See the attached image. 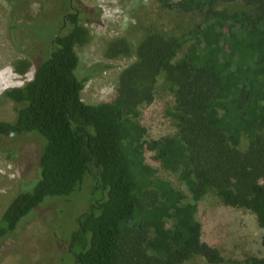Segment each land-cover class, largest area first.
<instances>
[{
  "label": "trees",
  "instance_id": "1",
  "mask_svg": "<svg viewBox=\"0 0 264 264\" xmlns=\"http://www.w3.org/2000/svg\"><path fill=\"white\" fill-rule=\"evenodd\" d=\"M78 1L64 15L68 31L55 35L33 78L2 92L16 116L0 119V136L36 132L45 143L34 188L19 191L0 217V241L47 197H71L91 174L90 208L71 233L75 264H183L196 255L225 262L204 241L195 204L215 195L253 213L264 229V0H156L181 19L144 25L135 51L124 37L110 42L108 58L135 53L137 59L122 72L117 97L97 104L82 93L102 68L78 75L76 47L100 9L83 12ZM235 1L245 9L224 7ZM186 15L196 19L188 28ZM161 74L175 96L178 131L147 140L137 109L153 100ZM147 150L185 183L188 203L182 190L157 176ZM245 263L264 264V257Z\"/></svg>",
  "mask_w": 264,
  "mask_h": 264
},
{
  "label": "rangeland",
  "instance_id": "2",
  "mask_svg": "<svg viewBox=\"0 0 264 264\" xmlns=\"http://www.w3.org/2000/svg\"><path fill=\"white\" fill-rule=\"evenodd\" d=\"M78 3L83 12L100 9L99 21L85 24L87 34L76 47L80 56L78 75H89L92 70L102 68L90 77L83 90L82 98L90 104L114 100L122 72L137 59L135 53H118L108 58L110 42L124 37L135 51L144 25L156 20L174 25L182 15L160 10L156 0ZM224 7L230 11L245 9L239 1L226 3ZM69 11L68 0H0V119L13 120L16 116L14 103L2 98V92L9 87H22L33 78L36 64L51 55L55 35L68 31L64 15ZM195 22L196 19L186 15L183 24L188 28ZM154 90L153 100L137 109L139 122L147 128V140H159L178 131L173 115L175 96L164 74L159 76ZM43 143L45 138L36 132L0 136V217L19 191L34 188L40 174ZM155 154L147 150V162L156 169L157 176L182 190L188 203L192 199L188 187L177 173L165 170L155 160ZM94 180L88 174L69 198L47 197L13 234L0 241V264H75L70 250L71 233L77 229V216L90 208ZM195 212L202 224L204 241L218 248L225 262L216 263L196 255L183 264H246L248 256L264 257V229L258 226L253 213L225 206L211 194L195 204ZM165 228L172 229L173 223L167 221Z\"/></svg>",
  "mask_w": 264,
  "mask_h": 264
},
{
  "label": "flooded vegetation",
  "instance_id": "3",
  "mask_svg": "<svg viewBox=\"0 0 264 264\" xmlns=\"http://www.w3.org/2000/svg\"><path fill=\"white\" fill-rule=\"evenodd\" d=\"M68 2L70 3H72L73 4V2H74V0H68ZM64 22H65V20H64ZM66 23V22H65Z\"/></svg>",
  "mask_w": 264,
  "mask_h": 264
}]
</instances>
